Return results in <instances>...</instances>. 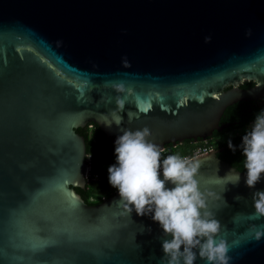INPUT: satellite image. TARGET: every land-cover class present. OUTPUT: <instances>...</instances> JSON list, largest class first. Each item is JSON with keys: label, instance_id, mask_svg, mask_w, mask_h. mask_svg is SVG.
Segmentation results:
<instances>
[{"label": "water", "instance_id": "95a60500", "mask_svg": "<svg viewBox=\"0 0 264 264\" xmlns=\"http://www.w3.org/2000/svg\"><path fill=\"white\" fill-rule=\"evenodd\" d=\"M262 97L264 0H0V264H162L171 236L151 215H128L118 192L88 205L75 191L87 185L76 130L95 124L115 146L147 127L175 147L211 139L227 107ZM217 152L192 157L216 194L217 239L229 264H264V217H252L264 174L234 184Z\"/></svg>", "mask_w": 264, "mask_h": 264}, {"label": "clouds", "instance_id": "9594fccd", "mask_svg": "<svg viewBox=\"0 0 264 264\" xmlns=\"http://www.w3.org/2000/svg\"><path fill=\"white\" fill-rule=\"evenodd\" d=\"M114 102L116 110L123 111L124 101L116 98ZM112 122L119 126L122 118L105 124L110 126ZM150 136L147 127L124 129L115 140L116 163L108 167L107 173L108 183L118 192L117 203L128 215L133 211L137 216L151 215L163 234L171 236L162 241V264H194L197 255L206 264H229L226 241L217 239L221 224L209 210V197L216 194L201 191L198 160L179 153L163 155L166 149L150 141ZM227 143L230 150L236 151L230 139ZM239 147L246 172L245 185L253 188L264 174V109L246 130ZM239 179L237 171L231 182L238 183ZM168 183L174 186L166 187ZM252 200V217H264V191L254 192ZM262 236L264 231L258 230L254 239L260 240Z\"/></svg>", "mask_w": 264, "mask_h": 264}, {"label": "trees", "instance_id": "16d2710c", "mask_svg": "<svg viewBox=\"0 0 264 264\" xmlns=\"http://www.w3.org/2000/svg\"><path fill=\"white\" fill-rule=\"evenodd\" d=\"M252 85L251 82H245L240 87L243 89L250 88ZM244 102H237L229 107H227L221 117V124L229 125L226 131H230L239 127H244L249 121L255 120L256 115L263 108L253 109L251 112L247 110V105L243 104ZM76 132L79 135H82L86 141V150L87 153H91L94 171L100 173L102 178L98 182H87L85 189L75 188V191L81 196V198L88 205H96L102 201L104 198H108L114 195L117 191L115 188L110 186L108 183V173L107 169L109 166L116 163V158L114 154L115 146L111 143H104L105 136L100 128L95 124H89L85 128L77 129ZM246 133L242 134V136L237 137L231 140L233 146L236 148V151H232L228 147V141L224 143H218L217 147H225V149L217 154V158L221 161H224L234 167L236 170L240 172H245L242 167V150L240 149V145L242 143V137ZM218 132H214L213 136L217 137ZM187 142V141H186ZM198 144H190V145H179L177 147H173L172 145L166 149L165 155L179 153L182 156L188 155L191 153V150L195 148ZM187 147V148H186ZM180 148H184L185 150H181ZM187 149V150H186ZM106 168L103 170L102 168ZM92 199V200H91Z\"/></svg>", "mask_w": 264, "mask_h": 264}, {"label": "flooded vegetation", "instance_id": "af4514ba", "mask_svg": "<svg viewBox=\"0 0 264 264\" xmlns=\"http://www.w3.org/2000/svg\"><path fill=\"white\" fill-rule=\"evenodd\" d=\"M245 82H251L252 83L251 87L255 84L253 81H244V82H242V84L245 83ZM243 104L247 105V110L249 112H251L253 109H256V108L257 109H259V108L261 109V108L264 107V97H262L259 100L250 101V102L243 103ZM253 122H254V120L249 121L244 127H239V128H236V129H233V130H230V131H226L227 128H229V126H228L227 128H224L221 132H219L218 133L219 135L217 137L213 136L211 139H220L219 143H224L225 141H228L229 139L233 140V139H235L237 137L242 136V134L246 133V130H248L250 128V126L252 125ZM224 125H227V124H224ZM200 141L201 140H198L197 142H193V141H187L186 142L185 141V142H183L181 144H178L177 146H179V145H186L187 146V145H190V144H198V143H200ZM169 146L170 145H166L164 149H168ZM177 146H175V147H177ZM224 149H225V147H220L219 148V147H217V145L214 146V148H213V150H218L217 154L222 152Z\"/></svg>", "mask_w": 264, "mask_h": 264}, {"label": "built area", "instance_id": "2783aa9c", "mask_svg": "<svg viewBox=\"0 0 264 264\" xmlns=\"http://www.w3.org/2000/svg\"><path fill=\"white\" fill-rule=\"evenodd\" d=\"M210 149H211L210 139L201 140L199 145H197L195 148H193L191 150L190 154L185 155V156L192 158V157L207 153ZM86 163H87V170H86V174H85L86 182H98V181H100L102 178V175L100 173L94 171V165H93V160H92L91 155H90V158H86ZM102 169L106 170V168H104V167ZM107 179H108V177H107Z\"/></svg>", "mask_w": 264, "mask_h": 264}, {"label": "rangeland", "instance_id": "374dc122", "mask_svg": "<svg viewBox=\"0 0 264 264\" xmlns=\"http://www.w3.org/2000/svg\"><path fill=\"white\" fill-rule=\"evenodd\" d=\"M220 142V139H210L211 149L209 151H212L214 146H216ZM187 148V147H186ZM181 150H185L184 148H180ZM187 150V149H186ZM208 151V152H209ZM166 151L163 153L165 155Z\"/></svg>", "mask_w": 264, "mask_h": 264}]
</instances>
